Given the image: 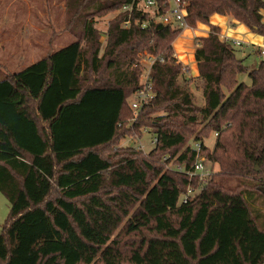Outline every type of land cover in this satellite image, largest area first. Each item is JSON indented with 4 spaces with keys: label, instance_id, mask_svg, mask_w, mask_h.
I'll return each mask as SVG.
<instances>
[{
    "label": "trees",
    "instance_id": "obj_1",
    "mask_svg": "<svg viewBox=\"0 0 264 264\" xmlns=\"http://www.w3.org/2000/svg\"><path fill=\"white\" fill-rule=\"evenodd\" d=\"M186 2L189 27H209L194 40L197 77L175 57L183 31L152 21L140 0H89L73 43L0 79V191L10 203L0 264H264L249 202L264 192V61L250 70L212 23L231 17L264 37V0ZM130 4L129 27L120 13L96 28L95 17ZM146 53L158 57L154 98L130 126ZM247 72L252 84H240ZM144 129L156 139L149 153L110 149ZM195 142L213 174L183 203L199 177L167 166L191 169Z\"/></svg>",
    "mask_w": 264,
    "mask_h": 264
},
{
    "label": "rangeland",
    "instance_id": "obj_2",
    "mask_svg": "<svg viewBox=\"0 0 264 264\" xmlns=\"http://www.w3.org/2000/svg\"><path fill=\"white\" fill-rule=\"evenodd\" d=\"M89 4V0H0V79L20 72L46 55L73 43L77 38L75 34L78 36L81 32L83 16L90 11ZM117 14L119 10L95 17L96 28L105 32L111 18ZM225 17L232 19L227 16H216L222 19ZM205 31L207 32V28ZM184 37L188 36L184 35ZM101 40L105 45L106 38L103 36ZM235 48L237 57L242 59L250 70L255 69L264 61V47L258 48L251 44H243L242 46L235 45ZM256 50L259 52H255ZM238 80L240 84H252L248 72L240 74ZM179 83L182 84L181 81ZM134 97L131 96L128 100V108L131 112L130 126L136 122L138 114L130 105ZM194 99L197 104L204 105L201 89L195 90ZM214 141L215 138L212 136L206 144L212 146ZM154 146L155 141L152 134L144 129L142 138L139 135L128 134L110 149L132 147L149 153ZM110 151L99 150L105 157L109 154L112 156L113 153ZM206 163L212 170V163L209 160ZM178 165L173 160L167 168H176ZM200 182L199 179L198 186L193 185L192 187L199 190L202 187ZM249 202L259 225L264 228V192L258 189L252 190L249 193ZM9 212L10 203L0 191V227L6 222ZM257 213L261 215V220Z\"/></svg>",
    "mask_w": 264,
    "mask_h": 264
},
{
    "label": "built area",
    "instance_id": "obj_3",
    "mask_svg": "<svg viewBox=\"0 0 264 264\" xmlns=\"http://www.w3.org/2000/svg\"><path fill=\"white\" fill-rule=\"evenodd\" d=\"M140 1L142 2L144 8L152 15V21L171 27L174 30H182L183 32L190 29L186 19L188 16V3L186 0ZM120 13H124L126 15L123 24L125 27H129L132 23L133 5H125L121 10H119V14ZM147 23L148 22L145 21L143 23V27H145ZM221 39L230 41L234 45H243L241 41L236 39L228 37H222ZM156 60H158V57L146 53L143 57V62H141L144 66V71L140 81L141 88L136 93L134 100L130 104L132 109L136 112H139L144 105L148 104L154 98L151 71ZM192 147L197 151L196 161L192 165V168L187 171L183 166L178 165L175 169L179 172H185L189 176L199 177L201 181L200 184L203 186L212 176L213 171L207 166V158L202 155V144L200 142H195L192 144ZM201 188L196 190L195 188L190 187L186 194L182 196L181 202L187 203V201L199 192Z\"/></svg>",
    "mask_w": 264,
    "mask_h": 264
},
{
    "label": "crops",
    "instance_id": "obj_4",
    "mask_svg": "<svg viewBox=\"0 0 264 264\" xmlns=\"http://www.w3.org/2000/svg\"><path fill=\"white\" fill-rule=\"evenodd\" d=\"M264 16V10H262ZM118 15V14H117ZM116 15V16H117ZM113 16V17H116ZM215 15L212 18V23L218 25L221 28V38L228 37L236 39L242 42V44H251L254 47H264V37L252 33L246 26L235 22L233 19L228 18H216ZM113 17L111 19H113ZM207 28V32L205 29ZM48 34V33H47ZM209 34V27L199 25L198 28H190L184 31L181 36L174 42L175 56L179 62L184 66H187V77H197L199 75V67L195 59V45L194 40L196 37H205ZM184 35L188 37L185 38ZM255 52H259L256 50Z\"/></svg>",
    "mask_w": 264,
    "mask_h": 264
},
{
    "label": "water",
    "instance_id": "obj_5",
    "mask_svg": "<svg viewBox=\"0 0 264 264\" xmlns=\"http://www.w3.org/2000/svg\"><path fill=\"white\" fill-rule=\"evenodd\" d=\"M258 169V168H257Z\"/></svg>",
    "mask_w": 264,
    "mask_h": 264
}]
</instances>
